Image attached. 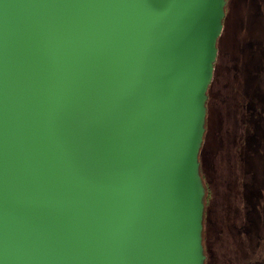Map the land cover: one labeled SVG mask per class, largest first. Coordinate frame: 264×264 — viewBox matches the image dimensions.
Returning <instances> with one entry per match:
<instances>
[{
    "label": "water",
    "instance_id": "obj_1",
    "mask_svg": "<svg viewBox=\"0 0 264 264\" xmlns=\"http://www.w3.org/2000/svg\"><path fill=\"white\" fill-rule=\"evenodd\" d=\"M225 5L0 0V264H204Z\"/></svg>",
    "mask_w": 264,
    "mask_h": 264
},
{
    "label": "trees",
    "instance_id": "obj_2",
    "mask_svg": "<svg viewBox=\"0 0 264 264\" xmlns=\"http://www.w3.org/2000/svg\"><path fill=\"white\" fill-rule=\"evenodd\" d=\"M226 2L225 13L230 0ZM228 17L222 22L224 28ZM260 31L258 40L252 41L249 66L243 75L246 81L241 88L236 85L241 79L238 58L220 47L223 32L217 42L218 57L207 92L205 134L198 157L204 189V264H264V239L259 231V217H264V139L260 133V125L264 124L263 24ZM259 77L263 84L254 87ZM226 100L233 101V105L224 107Z\"/></svg>",
    "mask_w": 264,
    "mask_h": 264
},
{
    "label": "rangeland",
    "instance_id": "obj_3",
    "mask_svg": "<svg viewBox=\"0 0 264 264\" xmlns=\"http://www.w3.org/2000/svg\"><path fill=\"white\" fill-rule=\"evenodd\" d=\"M227 6V2L226 5ZM229 14L226 28H223V37L221 39L220 47L222 51L231 50L236 58H238V71L241 77L236 82L238 88L244 87L245 79L243 75L247 72L250 60V50L253 49L252 41L258 40L260 37L262 24L264 27V0H230L229 10L225 13V18ZM224 18V19H225ZM224 27V26H223ZM255 63H260L255 59ZM260 73L262 68H260ZM263 84L262 77L254 81L253 86L261 87ZM234 95H231L233 98ZM233 101L226 100L224 107H228ZM233 105V103H232ZM261 138L264 139V124L260 125ZM221 149V147L219 148ZM260 198L263 197L260 191ZM264 217H259L260 220V236L264 239ZM264 242V241H263ZM261 255L264 261V245H261ZM259 251H257L258 253Z\"/></svg>",
    "mask_w": 264,
    "mask_h": 264
}]
</instances>
